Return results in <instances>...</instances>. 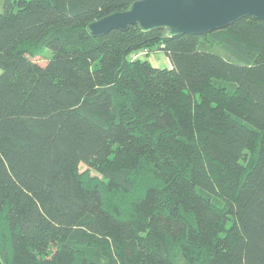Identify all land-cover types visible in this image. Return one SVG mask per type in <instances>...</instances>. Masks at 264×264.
<instances>
[{
  "label": "trees",
  "instance_id": "1",
  "mask_svg": "<svg viewBox=\"0 0 264 264\" xmlns=\"http://www.w3.org/2000/svg\"><path fill=\"white\" fill-rule=\"evenodd\" d=\"M133 1L4 0L0 264H264V20L89 30Z\"/></svg>",
  "mask_w": 264,
  "mask_h": 264
},
{
  "label": "water",
  "instance_id": "2",
  "mask_svg": "<svg viewBox=\"0 0 264 264\" xmlns=\"http://www.w3.org/2000/svg\"><path fill=\"white\" fill-rule=\"evenodd\" d=\"M254 16L264 20V0H134L125 10L114 11L88 24L95 34L126 30L164 29L169 36L203 34Z\"/></svg>",
  "mask_w": 264,
  "mask_h": 264
},
{
  "label": "rangeland",
  "instance_id": "3",
  "mask_svg": "<svg viewBox=\"0 0 264 264\" xmlns=\"http://www.w3.org/2000/svg\"><path fill=\"white\" fill-rule=\"evenodd\" d=\"M3 10H4V0H0V11H3ZM50 56H52L51 49H49L48 47H45V49L37 57V59L42 63H46ZM137 57L147 58L151 61L152 64L158 67L171 66V62L169 61V58L165 55L164 52L146 54L145 51H142L137 54ZM0 72H1V69H0ZM86 168L87 166L84 163H82L81 171H84Z\"/></svg>",
  "mask_w": 264,
  "mask_h": 264
},
{
  "label": "clouds",
  "instance_id": "4",
  "mask_svg": "<svg viewBox=\"0 0 264 264\" xmlns=\"http://www.w3.org/2000/svg\"><path fill=\"white\" fill-rule=\"evenodd\" d=\"M166 55V54H165ZM167 56V55H166ZM170 61V60H169Z\"/></svg>",
  "mask_w": 264,
  "mask_h": 264
},
{
  "label": "crops",
  "instance_id": "5",
  "mask_svg": "<svg viewBox=\"0 0 264 264\" xmlns=\"http://www.w3.org/2000/svg\"><path fill=\"white\" fill-rule=\"evenodd\" d=\"M170 67V66H169Z\"/></svg>",
  "mask_w": 264,
  "mask_h": 264
}]
</instances>
